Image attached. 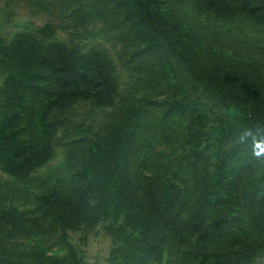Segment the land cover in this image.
Returning a JSON list of instances; mask_svg holds the SVG:
<instances>
[{"label":"trees","instance_id":"1","mask_svg":"<svg viewBox=\"0 0 264 264\" xmlns=\"http://www.w3.org/2000/svg\"><path fill=\"white\" fill-rule=\"evenodd\" d=\"M187 1L216 20L229 23L241 19L264 25V0ZM117 2L130 18L146 53L160 56L163 69L172 77L176 72L188 73L218 105V124L208 130L202 127L195 134L196 148L201 142L203 148L197 149L192 158L198 189L194 203L190 206L172 180L144 176L135 183L131 178V153L146 115L144 100L137 99L122 107L105 133L91 141L80 156L73 157V188L62 192L50 186L39 191V214L31 218L14 210H0V260L6 264L13 263L3 259L9 254L8 238L21 232L36 233L46 219L62 232L80 228L88 231L102 224L112 236L109 264L159 263L167 248L187 243L188 227L208 209L213 211L210 225L221 231L235 219L242 205L264 201V180L257 184L247 181L257 170L233 168L239 172L231 175L234 170L228 169L230 156L225 151L233 126H239L241 136L249 141L245 149L264 158V59L225 52L186 25L160 0ZM51 32L47 25L40 38L22 33L4 47L0 43V63L6 67L0 85V167L19 179H27L51 158L55 127L50 114L54 108L68 107L79 100L108 106L117 96L115 68L104 53L95 49L83 52L78 46L50 40ZM174 63L177 68L171 66ZM48 71L58 86L35 108L32 126L37 141L29 148L15 124L21 116L26 92L37 90ZM171 91L169 88L168 92ZM164 104L167 116L202 118L200 107L192 100H176L171 94ZM210 149L219 161L213 170L202 159L204 151ZM242 176L244 180L238 182ZM193 210L196 215L188 220L185 213ZM249 249L234 254L244 262L247 253H254L252 247ZM34 260L39 262L40 256L36 254ZM74 261L81 264L76 258Z\"/></svg>","mask_w":264,"mask_h":264},{"label":"rangeland","instance_id":"2","mask_svg":"<svg viewBox=\"0 0 264 264\" xmlns=\"http://www.w3.org/2000/svg\"><path fill=\"white\" fill-rule=\"evenodd\" d=\"M160 1L205 40L225 52L264 59V25L241 19L229 23L216 20L208 13L196 10L187 0ZM117 3V0H0L1 47L17 34L40 38L43 27L49 25L52 28L50 40L78 46L83 52L95 49L104 53L115 68L117 84V96L108 106L79 100L51 111L50 120L55 127L51 158L27 179L16 178L0 167V210H14L31 218L39 214L36 210L39 191L50 186L62 192L73 188V157L80 156L91 141L105 133L122 107L137 99L144 100L142 105L146 115L131 153V178L135 183L144 176L172 180L190 206L193 205L198 189L192 158L197 149L203 148V142L196 148L195 134L202 127L208 130L218 124V105L188 73L180 71L172 77V73L163 69L160 56L146 53L130 18ZM176 64L171 66L177 68ZM5 76L6 67L0 63V85ZM56 86L55 78L48 71L37 90L26 92L15 127L29 148L37 141L32 126L35 108ZM169 88L172 93L168 92ZM171 94L176 100L184 98L185 102H196L202 118L191 119L192 115L180 114L167 116L164 99ZM241 134V128L233 126L225 149L230 156L228 169L234 170L231 175L239 172L235 170L239 167L256 169L257 173L250 174L247 181L257 184L264 180V158L245 149L249 141ZM230 148L233 150L229 151ZM251 149L255 150L252 146ZM202 159L209 163V170L219 164L212 149L207 153L204 151ZM198 168L201 169V165ZM239 180L242 182L244 177ZM195 215V210L185 213L188 220ZM204 215L188 227L185 245L167 248L162 261L151 264H264L262 199L242 205L235 219L221 231L210 225L212 209ZM111 238L102 224L88 231L80 228L62 232L46 219L38 232H21L8 238L9 254L3 259L12 260V264H76L75 258L81 264H109ZM251 247L254 253H247L244 262L238 260L239 255L234 252L243 248L248 252ZM36 254L40 256L39 262L34 260ZM0 264L6 263L0 260Z\"/></svg>","mask_w":264,"mask_h":264}]
</instances>
